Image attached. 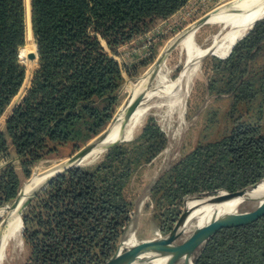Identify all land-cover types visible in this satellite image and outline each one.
Masks as SVG:
<instances>
[{
	"label": "trees",
	"instance_id": "1",
	"mask_svg": "<svg viewBox=\"0 0 264 264\" xmlns=\"http://www.w3.org/2000/svg\"><path fill=\"white\" fill-rule=\"evenodd\" d=\"M190 0H30L39 61L0 133V158L11 149L25 175L65 147L77 151L110 123L124 83L106 53L181 11ZM25 0H0V119L24 88L27 69ZM259 67L243 62H256ZM37 65L35 62L34 69ZM210 91L232 98L231 130L200 143L155 184L152 199L163 234L177 223L188 197L234 193L264 178V19L216 60ZM167 146L149 118L136 142L118 144L94 168H75L53 181L23 214L29 264H105L115 253L131 204L125 189L143 164ZM21 188L12 166L0 175V207ZM196 264H264V217L220 230Z\"/></svg>",
	"mask_w": 264,
	"mask_h": 264
},
{
	"label": "rangeland",
	"instance_id": "2",
	"mask_svg": "<svg viewBox=\"0 0 264 264\" xmlns=\"http://www.w3.org/2000/svg\"><path fill=\"white\" fill-rule=\"evenodd\" d=\"M230 1L231 0H190L183 10L166 20L157 21L147 32L122 44L115 51L111 49L106 40L101 39L102 46L106 53L119 63L124 83L120 90V102L113 118L107 127L93 139L105 132L121 106L127 101L129 93L126 90V85L129 83H136L141 77L148 73L160 58L162 51L173 39L211 14L214 9ZM229 31L230 27H224L218 24H204L195 32L197 47L201 51L208 50V48L215 43L216 38L217 40L225 38ZM34 43V38L30 42L27 41V45L23 49L25 51L21 56V61L23 66L27 69L24 88L0 119V133L5 131V124L11 114L12 107L18 104L25 90L30 87L33 75L37 70L39 58L30 57V55L35 54L33 47ZM191 54L188 50H183L178 47L167 56L163 65V74L165 76H157L153 84L137 96L139 97L138 102L140 101L141 103L137 102L136 108L146 105L150 106L143 125L136 129L130 139L119 143L136 142L149 118L155 120L167 139L166 148L156 155L149 163L140 166L131 177L130 182L124 190L125 197L131 204V220L125 228L116 251L120 248L121 244H123L124 248L121 252L125 253L128 251L129 247L165 235L162 233V228L160 226L162 221L159 217L157 218V212L152 199V192L156 182L167 174L174 164L188 155L200 143L220 139L231 130L228 116L232 102L231 96L219 95L210 91L212 81L220 79V76L215 73V65L216 60H220L221 58L213 54L211 55L210 53L206 54L203 58L200 57V55L192 56ZM262 59L263 57L254 63L245 61L241 69L245 65L259 67L262 65ZM35 62H37V65L34 69ZM31 67H33L32 70ZM175 98H180V100L183 101L180 106L173 109L171 102ZM90 141L79 150L84 148ZM79 150L74 152L70 147L62 148L57 155L53 154L48 159L35 165L32 168L31 176L27 177L19 165L17 156H15L11 149V156L0 158V175L8 166L14 167L20 180L21 191L23 187L25 188L33 179L45 174L57 162L66 160ZM108 150H101L98 152L99 154H92L78 168H94L99 166L104 160ZM217 198L218 195H198L190 197L187 202L188 205L191 206L208 203ZM259 198L245 203L239 211L246 212L256 210L260 205V201H262V196ZM32 201H34V199ZM14 203L15 201L0 207V227L3 221L9 217L10 209ZM183 208L184 204L180 208L179 219ZM24 213L25 211L19 216L21 228L18 229L14 235H11V237L6 236V245L4 254L0 259V264L30 263L31 251L24 237ZM195 223L196 222H194V224ZM190 234L191 233L185 234L178 242H184L189 238ZM177 264H189V262L184 259Z\"/></svg>",
	"mask_w": 264,
	"mask_h": 264
},
{
	"label": "water",
	"instance_id": "3",
	"mask_svg": "<svg viewBox=\"0 0 264 264\" xmlns=\"http://www.w3.org/2000/svg\"><path fill=\"white\" fill-rule=\"evenodd\" d=\"M204 24H206L204 19L198 21L196 24L183 31L182 35L176 37L174 41L166 47L165 51L160 55V58L153 66V71L147 81V84L144 87L143 92L153 84L158 74V68L165 62L167 56L173 50L180 46L182 41L189 35H187V33L190 31H197ZM255 24L251 27V29L255 26ZM35 45L36 54L30 55L31 58L39 57L38 46L37 44ZM233 48L231 49V52ZM22 54L23 50L21 51V56ZM138 98L139 97H137V99L134 101H126L127 103H124V115L127 119L131 118V116L134 114ZM15 106L16 105L12 107L11 112L14 110ZM119 112L120 111H118L117 115L119 114ZM117 115L102 135L90 141L84 148L79 150L73 156L69 157L67 161L56 166L55 171L47 174L43 178L42 183L39 184V187L36 190H33L30 196L25 201L21 200L24 187L21 189L18 198L15 200L14 205L10 209L9 217L3 221V224L0 227V255L4 240L2 232L5 227H7L10 219L17 216V214L18 216H20L29 206L31 201L35 199L40 193H42L58 177L75 168L80 167L81 164L93 154V151H97L98 149L108 150L111 147L119 144L120 142L126 141L120 139L119 137L117 138V140H115V142L107 144V140L111 135L113 129L115 128ZM262 192H264V178L259 182L234 193L219 191L215 194H202V196L218 195V198L211 202L200 204L195 207H188L187 201L188 199H190V197H188L184 200V208L180 219L168 234L150 241L141 242L136 246L129 247L128 251H126L125 253L121 252L122 249H124L123 244H121L120 248L105 264H151L152 262L157 260H162L163 264H177L179 261L184 259L188 260L189 264H196L207 243L220 230H222L223 228L247 225L264 217V204H261V201L259 207L256 210L246 212L239 211V209L245 203L259 198ZM231 202L235 204L234 211H231L224 215L218 213L212 215L211 219L205 224L195 223L193 231L190 232L191 234L189 238L182 243L178 242L180 238L188 233V228H190L191 225L193 226V223L196 221L192 218V215L195 212L203 208H207L215 213L217 212V209L219 207H222L223 205Z\"/></svg>",
	"mask_w": 264,
	"mask_h": 264
},
{
	"label": "bare ground",
	"instance_id": "4",
	"mask_svg": "<svg viewBox=\"0 0 264 264\" xmlns=\"http://www.w3.org/2000/svg\"><path fill=\"white\" fill-rule=\"evenodd\" d=\"M25 4L27 7V14H26V24H27V41H32L33 40V31H32V24H31V14H30V0H25ZM264 18V0H231L230 2H227L216 9L213 10L211 14L206 16V18H203L206 22V24H218L222 25L224 27H230V31L227 34V36L221 40L215 39V43L208 48V50L201 51L196 44L195 41V32L190 31L187 33V37L182 41L180 44V48L183 50H188L192 56H199L204 57L206 54H213L219 58H226L230 52L231 49L234 47V45L242 39L251 29V27L260 19ZM181 33L180 35H182ZM178 35V36H180ZM177 36V37H178ZM217 40V41H216ZM174 39L170 42L172 43ZM169 43V44H170ZM34 51L36 54V45L35 43L33 44ZM166 49V48H165ZM165 49L162 51V53L165 51ZM25 50H23L24 53ZM23 55V54H22ZM166 61V60H165ZM165 63V62H164ZM164 63L158 68V74L157 76H165L163 74V65ZM33 67H31L32 70ZM153 71V67L149 70L148 73H146L143 77H141L136 83H129L126 85V90L129 93V99L127 102H131L136 100L137 96L139 93L143 92L145 85L147 84V81ZM125 89V88H124ZM183 101V100H182ZM180 98L172 100V108H177L180 106L182 103ZM126 102V103H127ZM138 103H141L140 101ZM137 103V104H138ZM124 105L121 106L119 109V114L117 115L116 122H115V128L113 129L111 135L109 136L107 140V144H111L117 140V138L120 137V139L123 140H128L131 138L133 133L141 127L144 123L145 117L148 113V110L150 109V106H142V107H137L136 111L132 115L131 118H126L124 115ZM128 121V123H127ZM106 150V149H105ZM101 151L98 149L97 151H93V154L95 155L96 153L99 154L98 152ZM66 160H62L57 162L53 167H51L45 174H43L40 177H37L33 179L23 190L21 200L25 201L30 194L32 193L33 190H36L39 187V184L42 183L43 178L55 171V167L58 166L59 164L64 163ZM262 196V201L261 204H264V192L260 194V197ZM215 200V199H214ZM204 204V203H201ZM200 205V204H197ZM197 205H188V207H195ZM235 210V204L234 203H227L223 205L222 207H219L217 209V212L213 213L212 210L203 208L201 210H198L192 215V218L195 219L196 223H201L205 224L207 223L212 215L215 214H221L224 215L226 213H229L231 211ZM220 215V216H221ZM191 225L190 228H188V233L193 231V227ZM21 228V221L20 217L15 216L12 219L9 220V223L7 227L2 232V235L4 236L3 240V245H2V250H1V255L4 254V249L6 245V236L11 237V235H14L15 232ZM151 264H163L162 260H157L152 262Z\"/></svg>",
	"mask_w": 264,
	"mask_h": 264
},
{
	"label": "built area",
	"instance_id": "5",
	"mask_svg": "<svg viewBox=\"0 0 264 264\" xmlns=\"http://www.w3.org/2000/svg\"><path fill=\"white\" fill-rule=\"evenodd\" d=\"M183 9H184V8H183ZM183 9H182V10H183Z\"/></svg>",
	"mask_w": 264,
	"mask_h": 264
}]
</instances>
